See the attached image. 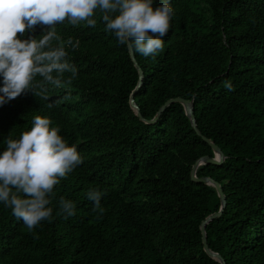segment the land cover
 Listing matches in <instances>:
<instances>
[{"label":"trees","instance_id":"1","mask_svg":"<svg viewBox=\"0 0 264 264\" xmlns=\"http://www.w3.org/2000/svg\"><path fill=\"white\" fill-rule=\"evenodd\" d=\"M169 2L175 15L163 51H134L144 71L135 101L152 119L170 98L193 100L199 129L226 155L222 165L197 170L227 196L223 214L207 225L208 244L226 264H264V0ZM94 18V27L56 25L61 40L53 45H65L78 72L70 85H48V99L28 91L0 105V154L9 136L18 139L41 115L83 158L54 187L50 222L30 232L0 202V264H221L201 232L220 197L212 184L191 179L195 161L216 156L213 148L179 102L155 123L141 120L130 105L139 72L129 47L106 31L102 13ZM97 187L106 190L102 215L86 195ZM61 197L76 204L74 216L57 214Z\"/></svg>","mask_w":264,"mask_h":264},{"label":"clouds","instance_id":"2","mask_svg":"<svg viewBox=\"0 0 264 264\" xmlns=\"http://www.w3.org/2000/svg\"><path fill=\"white\" fill-rule=\"evenodd\" d=\"M97 11L102 13L106 31L114 33L119 44L145 57L163 51V38L175 15L169 0H161L158 6L154 0H0V105L28 91L48 99V85H70L78 72L69 62L65 45H53L61 40L56 25L67 21L73 26L83 22L94 27ZM38 25L46 26L41 37L19 38L18 34L34 31ZM67 43L72 45L71 40ZM65 73H70L67 79ZM37 76L42 78L39 82H35ZM225 87L232 90L230 82ZM51 125L49 117L36 115L31 128L18 139L9 136L6 150L0 154V202L30 232L42 221H51L54 187L83 163L78 146L60 135L59 126ZM86 195L93 202V211L102 215L106 190L90 188ZM75 209L72 200L61 197L57 214L68 218L76 214Z\"/></svg>","mask_w":264,"mask_h":264},{"label":"water","instance_id":"3","mask_svg":"<svg viewBox=\"0 0 264 264\" xmlns=\"http://www.w3.org/2000/svg\"><path fill=\"white\" fill-rule=\"evenodd\" d=\"M130 54H131V58L135 64V66L138 69L139 72V81L137 86L135 87V89L132 91L131 96H130V105L131 107L137 112V114L139 115V117L141 118V120L147 122V123H155L157 122L163 112L166 110V108L174 103V102H179L181 103L185 110H186V114L191 122L192 127L194 128V130L196 131V133L201 136L206 142L209 143V145L213 148L216 156H209V155H204L200 158H198L195 163L193 164L192 170H191V179L192 181L195 182H203V183H207V184H212L213 186H215L218 195L220 197V201H221V207L218 211L211 213L210 215H208L201 223V232H202V238H203V244H204V248L207 251V253L219 260L221 262V264H226L225 259L222 257L221 254H219L218 252L214 251L208 244V236H207V225L208 223H210L212 220H214L215 218L221 216L227 206V196L224 192V189L221 185V183L217 180H215L214 178L210 177V176H198L197 175V170L199 168V166L201 164H205V163H211V164H215V165H222L225 161L226 155L224 153V151L222 150V148L216 144L211 138L205 136L201 130L198 127L197 124V119L195 116V106H194V102L193 100L190 99H186L183 97H174V98H170L168 100L165 101V103L159 108V110L157 111V113L155 114V116L152 119H146L140 112V108L137 105L136 101H135V94L138 92V90L140 89V87L142 86L143 83V77H144V71L141 68V66L139 65V62L136 59L135 56V52L133 49L129 48Z\"/></svg>","mask_w":264,"mask_h":264}]
</instances>
